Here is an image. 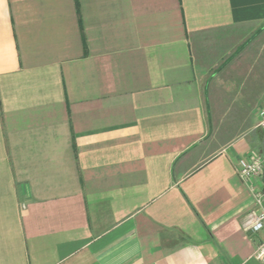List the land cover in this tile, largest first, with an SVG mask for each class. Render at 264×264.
I'll use <instances>...</instances> for the list:
<instances>
[{
	"label": "crops",
	"instance_id": "0c3cea01",
	"mask_svg": "<svg viewBox=\"0 0 264 264\" xmlns=\"http://www.w3.org/2000/svg\"><path fill=\"white\" fill-rule=\"evenodd\" d=\"M263 38L264 0H0V264H262Z\"/></svg>",
	"mask_w": 264,
	"mask_h": 264
},
{
	"label": "built area",
	"instance_id": "2783aa9c",
	"mask_svg": "<svg viewBox=\"0 0 264 264\" xmlns=\"http://www.w3.org/2000/svg\"><path fill=\"white\" fill-rule=\"evenodd\" d=\"M256 128L264 133V107L257 112ZM237 174L243 180H257L256 188L252 187L253 206L241 221L245 232L257 233L264 229V152L252 153L242 158ZM253 257L264 264V239L256 245Z\"/></svg>",
	"mask_w": 264,
	"mask_h": 264
},
{
	"label": "rangeland",
	"instance_id": "374dc122",
	"mask_svg": "<svg viewBox=\"0 0 264 264\" xmlns=\"http://www.w3.org/2000/svg\"><path fill=\"white\" fill-rule=\"evenodd\" d=\"M262 43H264V38L262 40ZM264 49V48H263ZM253 77V75L251 76ZM249 85L252 84V82H248ZM256 121H254L257 124V112L260 108L264 107V50L260 52V56L256 58ZM260 135H263V132L256 128V138L257 140L260 139Z\"/></svg>",
	"mask_w": 264,
	"mask_h": 264
}]
</instances>
